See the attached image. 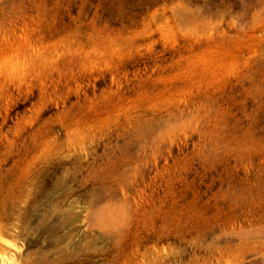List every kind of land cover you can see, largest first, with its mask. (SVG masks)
Wrapping results in <instances>:
<instances>
[{
  "label": "rangeland",
  "instance_id": "374dc122",
  "mask_svg": "<svg viewBox=\"0 0 264 264\" xmlns=\"http://www.w3.org/2000/svg\"><path fill=\"white\" fill-rule=\"evenodd\" d=\"M1 83L0 264H264V0H0Z\"/></svg>",
  "mask_w": 264,
  "mask_h": 264
},
{
  "label": "bare ground",
  "instance_id": "6f19581e",
  "mask_svg": "<svg viewBox=\"0 0 264 264\" xmlns=\"http://www.w3.org/2000/svg\"><path fill=\"white\" fill-rule=\"evenodd\" d=\"M142 4H143V3H142ZM71 47H72V46H71ZM67 49H68V48H67ZM67 49H66V50H67ZM71 49L73 50L74 48L72 47ZM66 50H65V51H66ZM77 50H78V52H80L79 49H77ZM77 50H75V53H76ZM63 51H64V50H63ZM81 51H82V50H81ZM78 52H77V53H78ZM63 53H64V52H63ZM63 53H62V54H63ZM70 53H71V51H70ZM73 53H74V52H73ZM66 54H67V52H66ZM78 54H79V58H80V57L82 58V56H80V53H78ZM81 54H82V53H81ZM57 55H58V54H57ZM75 55H76V54H75ZM83 55H84V54H83ZM47 56H48V55H47ZM63 56H65V55L63 54ZM66 56H67V55H66ZM66 56H65V57H66ZM71 56L73 57V54H72V53H71ZM76 56H77V55H76ZM49 57H50V56H49ZM53 57H54V55L52 56V58H53ZM32 58H33V57H32ZM41 58H42V57H41ZM58 58H59V57H58ZM48 59H49V58H48ZM67 59H68V58H67ZM69 59H70V57H69ZM36 60H37V59H36ZM51 60H52V59H51ZM51 60H50V61H51ZM57 60H58V59H57ZM73 60H74V59H73ZM30 61H32V60H30ZM68 62H69V61H68ZM51 63H54V62L51 61ZM56 64H57V63H56ZM32 67H33V66H32ZM55 67H56V66H55ZM49 68H50V67H49ZM53 68H54V66H53ZM30 69H33V68H30ZM26 70L28 71V69H26ZM34 70H35V69H34ZM56 70H57V69H56ZM37 71H39V70H37ZM52 71H53V70H52ZM24 72H25V71H24ZM24 72H23V74H25ZM28 72H29V71H28ZM32 72H33V71H32ZM35 72H36V70H35ZM14 73H15V71H14ZM39 73H40V72H39ZM15 74H17V73H15ZM15 74H14V75H15ZM20 74H21V73H20ZM47 74H48V73H47ZM50 74H51V73H50ZM28 75H29V74H28ZM30 75H32V74H30ZM30 75H29V76H30ZM41 75H42V74H41ZM12 76H13V75H12ZM21 76H22V75H21ZM21 76H20V77H21ZM23 76H24V75H23ZM23 76H22V77H23ZM20 77H19V78H20ZM24 77H27V76H24ZM45 77H46V76H45ZM45 77H44V78H45ZM48 77H49V76H48ZM32 78H33V77H32ZM13 79H14V76H13ZM13 79H12V80H13ZM23 79H24V78H23ZM40 79H41V78H40ZM46 79H47V78H46ZM48 79H50V78H48ZM8 80H9V79H8ZM12 80H11V81H12ZM30 80H32V79H29V81H30ZM41 80H42V79H41ZM43 80H44V79H43ZM6 81H7V80H6ZM11 81H9V82H11ZM14 81H16V79H15ZM36 81L38 82V80H36ZM3 82H5V81H3ZM9 82H8V83H9ZM16 83H17V82H16ZM18 83H19V82H18ZM18 83H17V84H18ZM22 83H23V85H24V82H22ZM26 83H27V82H26ZM42 83H43V81L41 82V87L43 88ZM4 84H5V83H4ZM36 84H37V83H36ZM43 84H44V83H43ZM0 85H2V83H1ZM6 85H7V84H6ZM9 85H10V84H9ZM14 85H15V83H14ZM14 85H13V86H14ZM39 85H40V84H39ZM39 85H38V86H39ZM2 86H4V85H2ZM2 86H1V87H2ZM27 86H29V84H27ZM27 86H26V87H27ZM38 86H37V87H38ZM17 87H18V86H17ZM41 87H38V88H41ZM54 87H55V85H54ZM3 89H5V87H3L1 90H3ZM4 92H5V91H4ZM41 92L44 93L43 91H41ZM41 92H40V97H41V94H42ZM3 94H4V93H3ZM44 94H45V93H44ZM5 96H6V95H5ZM42 96H43V95H42ZM7 97H9V96H7ZM10 97H11V96H10ZM10 97H9V98H10ZM40 97H39V98H40ZM44 97L46 98V94L44 95ZM0 98H2V97H0ZM42 98H43V97H42ZM2 99H3V98H2ZM2 99H1V100H2ZM6 99H7V98H6ZM43 100H44V99H42L41 102H42ZM39 101H40V100H39ZM35 104H36V103H35ZM35 104H34V106H35ZM37 104H38V103H37ZM37 104H36V105H37ZM39 105H40V104H39ZM39 105H37V106L39 107ZM37 106H36V107H37ZM36 107H35V108H36ZM38 107H37V108H38ZM37 132L40 133L39 130H38ZM34 133H35V132L33 131V135H34ZM35 135H36V134H35ZM35 135H34V136H35ZM40 135H41V133H40ZM36 137H38V136H36ZM36 137H35V138H36ZM35 140H36V139H35ZM36 141H37V140H36Z\"/></svg>",
  "mask_w": 264,
  "mask_h": 264
}]
</instances>
